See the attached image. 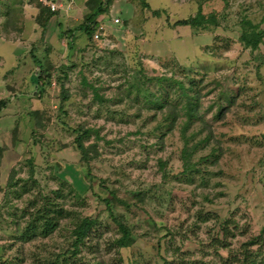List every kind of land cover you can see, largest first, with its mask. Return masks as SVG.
I'll return each instance as SVG.
<instances>
[{"label": "rangeland", "instance_id": "rangeland-1", "mask_svg": "<svg viewBox=\"0 0 264 264\" xmlns=\"http://www.w3.org/2000/svg\"><path fill=\"white\" fill-rule=\"evenodd\" d=\"M50 1L60 8L46 19L41 8L50 10ZM81 1L73 7L69 0H0L2 173L8 179L14 172L13 184L2 179L0 189V259L230 264L250 252L262 258L264 38L255 50L239 38L248 29L244 21L264 30V0H146L150 9L110 0L108 13L113 6L123 29L107 33L111 46L76 30L90 12L88 0L87 9ZM198 9L219 25L175 24ZM193 95L198 116L184 130V105ZM155 101L176 107L175 125ZM79 136L88 163L77 149ZM49 204L64 213L42 237L40 220L29 224ZM83 218L94 227L75 248L72 231ZM114 219L129 228L130 246L114 245L120 236ZM254 237L258 245L247 246Z\"/></svg>", "mask_w": 264, "mask_h": 264}, {"label": "trees", "instance_id": "trees-1", "mask_svg": "<svg viewBox=\"0 0 264 264\" xmlns=\"http://www.w3.org/2000/svg\"><path fill=\"white\" fill-rule=\"evenodd\" d=\"M141 6L144 9H150L149 4L146 2V0H137ZM94 3L92 6L91 4ZM109 3L110 0H88L86 2L87 8H90V12L87 13L84 16L83 22L78 26L76 30L82 31L86 36L90 37L92 36L96 26H97V18L101 15H106L108 14V9H109ZM41 12L46 14V19H49L53 13L48 10V9H42ZM153 15L158 16L159 12L158 11H153ZM47 21V20H46ZM46 21L42 23V27L45 28L46 26ZM176 25L180 26H188L191 28H203L207 25H212V26H217L219 25V22L216 18L215 15H208L205 16L202 14L201 10L198 9L197 13L193 17H189L185 20H178L175 22ZM244 24L247 25V30L244 28L241 36H240V41L244 45L245 48H250L252 50H255L258 48L259 44L263 42L264 38V30H256L257 27L252 26V24L248 21H244ZM37 64L38 62L35 61ZM179 86H181V83H178ZM60 89L61 93L63 94V101L68 100V95L66 92H64L63 85L60 84ZM95 97H98L97 94H95ZM189 100H187L186 105H184V117L186 120L183 122L181 121L183 125V129L185 130L191 122L198 116V96L193 95L189 96ZM157 107L160 110H163L167 107V115L171 119L170 124L171 126L175 125V123L178 122L179 119V113L176 109V107H171L168 106L167 103H160L159 101H155ZM1 107L5 106L4 103H0ZM81 135H88L90 133V130H83L82 129ZM83 136H79L77 138V149L79 153L81 154V159L84 163L89 162V150L83 145L82 140ZM5 150L4 147H0V165H1V159H2V153ZM11 175V176H10ZM12 176H14L13 170L8 175V179L6 181V185L9 186L12 183ZM1 189V185H0ZM104 203L107 208H109L110 204L108 200H104ZM56 206V205H55ZM53 204H49L48 208H42L37 211L36 217L34 221H31L29 224V228H34L35 224L38 220H40V228H41V235L42 237H47L49 236L53 231H55L59 226H60V219L64 211L62 209H56ZM117 228H118V233L120 234L119 238L114 240V245L117 248H126L131 245L132 243V238H131V232L128 227H126L122 222L119 220L114 219ZM95 221L89 219V218H83L79 222L75 224V227L72 231V235L75 237V243L73 246L76 248L77 245L81 242L84 241L85 237L88 235L90 230L94 227ZM260 237H254L249 242L247 243V246H254L258 245ZM261 256V252H258L256 255L250 253H244L242 255V259L236 262H231L230 264H264V254L262 255V258L260 257L258 259V256ZM229 264V263H228Z\"/></svg>", "mask_w": 264, "mask_h": 264}, {"label": "built area", "instance_id": "built-area-1", "mask_svg": "<svg viewBox=\"0 0 264 264\" xmlns=\"http://www.w3.org/2000/svg\"><path fill=\"white\" fill-rule=\"evenodd\" d=\"M48 7L50 9L51 12H55L58 8H60V5H58V3L56 1L53 2H49L48 3ZM114 7H110L109 13H108V20L110 21V24L113 27H117L120 26V18L119 15L114 14L113 13ZM110 15V18H109ZM106 18V15L105 17ZM106 22H104V19L101 20H97V26L91 36V41L94 43H98V44H103L106 46H111L112 42L111 40L108 38V34L106 32ZM0 264H7L4 260L0 259Z\"/></svg>", "mask_w": 264, "mask_h": 264}, {"label": "crops", "instance_id": "crops-1", "mask_svg": "<svg viewBox=\"0 0 264 264\" xmlns=\"http://www.w3.org/2000/svg\"><path fill=\"white\" fill-rule=\"evenodd\" d=\"M69 1H71V3H73V7H78V6H76L77 5V0H69ZM87 0H82L81 1V5L83 6V9H85L86 8V6H84V4H85V2H86ZM79 3V2H78ZM87 9V8H86ZM115 10V9H114ZM86 12H83V14H85ZM105 17V14L104 15H101V16H99L98 18H97V20H101V19H104V22H106V24H109V25H106V32L107 33H109V31L111 32V28H114V31L115 32H117L118 30H119V32L120 31H123V29L122 28H119L120 26H117V27H113L111 24H110V21L108 20V18L106 17V18H104ZM55 20V25H56V28H60V26H59V23H58V16H54L53 17ZM55 37H56V34H55ZM2 166H3V159L1 160V165H0V185H2V179H3V181H5L6 179H7V176L5 175L4 176V173H2Z\"/></svg>", "mask_w": 264, "mask_h": 264}]
</instances>
